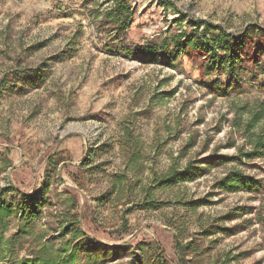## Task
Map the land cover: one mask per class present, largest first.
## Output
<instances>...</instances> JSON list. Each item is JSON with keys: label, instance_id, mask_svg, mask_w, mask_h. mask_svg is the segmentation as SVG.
<instances>
[{"label": "rangeland", "instance_id": "1", "mask_svg": "<svg viewBox=\"0 0 264 264\" xmlns=\"http://www.w3.org/2000/svg\"><path fill=\"white\" fill-rule=\"evenodd\" d=\"M125 2L135 9L126 36L112 0H0V190L18 201L49 188L14 256L61 246L68 189L107 264L144 246L167 264H264V159H217L252 148L243 126L264 103V47L243 36L264 30V0ZM193 22L233 40L215 54L206 43L202 55L176 50ZM188 166L200 177L160 184ZM231 172L257 187L223 191ZM17 231L16 217L5 237Z\"/></svg>", "mask_w": 264, "mask_h": 264}, {"label": "trees", "instance_id": "2", "mask_svg": "<svg viewBox=\"0 0 264 264\" xmlns=\"http://www.w3.org/2000/svg\"><path fill=\"white\" fill-rule=\"evenodd\" d=\"M112 7L110 12H117V19L114 21L117 30L123 35H127L128 30L133 24L134 8L129 6L125 0H112ZM108 12L106 18H110L112 13ZM178 21V20H177ZM200 24L205 26V31L199 35L195 31ZM193 28L190 34H182L179 39H182V44L175 46L176 50L187 53L186 50L199 51L196 52L202 55L204 43L210 48V53L215 54L216 45L222 44L224 41L230 43L233 39L229 35L220 32L218 27L208 28V24L201 22H193L190 24ZM218 33H217V32ZM124 36V38H125ZM243 39L252 42L255 47H264V30L256 31L254 34L246 33ZM181 47V48H180ZM145 52L156 53L154 50L142 49ZM202 51V52H201ZM216 56V55H215ZM256 61L255 63H257ZM258 66V64H256ZM254 112V113H253ZM239 114V113H238ZM247 120L243 126V133L247 138L249 145L252 147L250 152L242 153L239 149V154L235 157H219L218 162L230 163L235 161H242V159L253 160L256 158L264 159V126L260 128L259 132L254 134L255 125H260L264 122V103L257 105L256 110L247 112ZM191 167L188 166L184 171L171 173L167 175L164 180L160 181L161 185L175 184L179 182L193 181L200 177V174H194ZM219 187L230 193L239 191L252 190L256 188L257 184L249 177L244 176L239 172H231L219 182ZM49 188L37 193L20 194L19 200L13 198L7 200L9 193H15L12 188H3L0 190V263L3 264H80L81 256L85 257L83 264H107L110 255L109 249L104 251L95 246V241L82 232L79 227L82 224L83 215H79L82 207L77 202L76 194H73L68 189L60 193V196L66 198V204L69 206L70 213L62 214L59 217L61 220L60 235H56L54 241H62L60 247L55 248L53 241L40 243L33 252L22 259L14 256L13 248L15 242L29 237V230L33 222L40 218L42 207L45 205L44 199L48 195ZM42 192V193H41ZM74 213V214H72ZM18 219V231L11 237L6 238L5 234L9 230L11 220ZM67 239V240H65ZM126 248V245L120 249ZM186 248V247H185ZM142 252L140 255L133 254L129 264H167L164 251L157 246V251L161 253L156 258L149 259L145 253V246L140 247ZM7 255V258H5ZM114 257V256H113ZM8 259V261H6Z\"/></svg>", "mask_w": 264, "mask_h": 264}]
</instances>
